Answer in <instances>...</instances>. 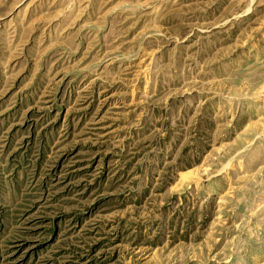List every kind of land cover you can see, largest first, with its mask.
Listing matches in <instances>:
<instances>
[{
    "label": "rangeland",
    "instance_id": "374dc122",
    "mask_svg": "<svg viewBox=\"0 0 264 264\" xmlns=\"http://www.w3.org/2000/svg\"><path fill=\"white\" fill-rule=\"evenodd\" d=\"M0 264H264V0H0Z\"/></svg>",
    "mask_w": 264,
    "mask_h": 264
}]
</instances>
